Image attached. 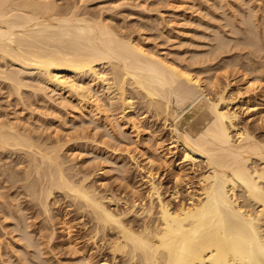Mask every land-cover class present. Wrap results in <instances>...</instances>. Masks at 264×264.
<instances>
[{
	"label": "bare ground",
	"instance_id": "obj_1",
	"mask_svg": "<svg viewBox=\"0 0 264 264\" xmlns=\"http://www.w3.org/2000/svg\"><path fill=\"white\" fill-rule=\"evenodd\" d=\"M56 1L58 0H0V79L10 82L12 88L9 89L20 95L28 85L24 82L27 78L23 79L20 73L22 70L34 72L38 84L52 89L61 96L59 99L64 98L65 93L72 94L80 104V109L87 108L90 110L89 114L94 115L107 110L106 99L110 103L115 94L113 91L118 93L123 110H133L128 85L141 96L147 105L146 110H153L155 116L164 118L163 124L169 126L171 140L163 144L160 136L151 130L154 136L151 141L158 150V153L155 151V158L145 153L142 162L130 154V159L142 171L141 178L146 184L147 198L144 200L141 195L143 199L137 197L141 201L136 200L135 196L128 200L114 194L100 193L93 185L86 183L89 178L87 174L75 179L77 174L73 177L72 173H68L66 161L61 156L64 150L62 143L56 142L49 146L46 144L48 140L41 143L35 138L36 141L30 133L23 132L12 121L0 120V148L12 152L21 150L29 157L28 162L24 161L28 167H25L26 173L23 172V175H26L23 177L28 179L32 173L33 177L26 180L27 183L23 186L36 197L38 204L42 206V214H49L47 211L49 212L48 206L51 204L48 205V199L50 196L53 199L54 189L64 192V196L73 199L70 202L75 201L72 204H75V208L78 206L79 212L83 211L89 216L94 232L92 238L99 232L102 233H99L103 238L101 242L104 240L103 244H106L104 246L114 262L118 259L116 257L121 256L126 264H264V139L240 122L238 111L233 108L237 106L236 102L224 93L226 87L218 90L216 85L219 83L216 84L217 80H213L216 78L213 75L211 79L206 77L210 76L207 72L209 66L205 65L206 70L201 67L202 63H206L205 60L196 59L195 54L190 55V62L195 59L194 62L202 68L200 70L196 68L197 64L193 63V67L187 60L184 64L183 60L155 53L133 35L119 33L106 17L80 14L77 11L80 7L77 5L73 8H68V5L63 9ZM262 7L259 10L261 12L262 9L264 11V2ZM244 16L247 18V15ZM253 30H248L250 35L254 34ZM256 30L258 29L254 32ZM256 35L254 37L257 39ZM249 39L251 40V36ZM219 42L215 46L224 43ZM252 42L257 45L259 41L255 42L252 38ZM252 42L250 43L253 45ZM258 45H261L260 42ZM216 49L215 47L214 50ZM209 60L207 59V63ZM251 62L249 73H257L252 72V76H247L249 73L246 67L247 71L243 70L244 81L237 86L239 91L244 86L257 88L264 81V70L262 74L258 71L261 66L258 64L264 65V61L257 64ZM13 64L21 66L19 73V68L16 71L7 68V65ZM106 64L109 65L111 80L104 72L106 69H103ZM212 65L213 63L211 67ZM263 67L261 68L264 69ZM98 80L104 82L102 86L107 96L105 93V96L99 94ZM37 87L36 85L31 89L37 90ZM214 87L217 90L211 91L212 94L215 93L209 96L212 94L208 93L210 91L207 88L213 90ZM40 88L37 92L42 91ZM261 93L257 103L259 107L255 109L256 107H252L255 104L247 103L246 109L254 108V113H259L260 120L264 123V90ZM117 115L113 114L119 126L127 122L129 129L135 134L136 143H139L140 131L136 117L131 120L124 118V115ZM172 148L181 151L180 163L170 160ZM157 160H162L166 168L172 170L175 188L169 192L167 190L170 197L164 195L160 180L156 178L153 165ZM199 165L201 170L193 174L196 180H191L190 173H194V167ZM194 181L196 187L192 185L194 188L190 190V184ZM182 185H185L187 196L177 201L175 199ZM137 187L131 184V192L135 193ZM171 198L177 202L176 205L172 204L174 200L171 201ZM118 202L125 207L114 211L115 208L112 209L109 204ZM130 215L141 217L139 227L133 224L137 226L134 227L127 220L128 216V219L131 218ZM81 216L83 218L84 215ZM20 219L17 229L23 237L28 238L29 230L25 225L24 229V223L21 224ZM67 227L62 229L67 232Z\"/></svg>",
	"mask_w": 264,
	"mask_h": 264
},
{
	"label": "rangeland",
	"instance_id": "obj_2",
	"mask_svg": "<svg viewBox=\"0 0 264 264\" xmlns=\"http://www.w3.org/2000/svg\"><path fill=\"white\" fill-rule=\"evenodd\" d=\"M56 2L63 9L67 8L68 5V8H73V6L77 5L78 8L80 7L77 11L83 15L87 14L94 17L99 15L106 17L105 19L114 26L119 33L129 36L133 35L155 53L165 54V56L167 55V57L176 60H183L184 64L187 60L191 65H193V63L194 65L197 64L194 62L195 59L190 62L192 59H190V57L194 54V56L197 57L196 59L205 60L204 62L206 63H202L204 67H201L206 70V66H209L208 68L211 72L210 73L207 69L210 76L207 74L208 76L206 77H210V79L212 77L216 78L213 80H217L215 81L216 84L219 83L216 85L218 86L217 89L219 88L218 90L221 88L223 89V86L226 87L224 93L227 97H232L233 101L236 102L237 106H233V108H236L238 111L239 117L241 118L240 122L248 126L249 129H253L254 131H252L256 136L260 135L258 137L264 139L263 120H260L261 115L259 116V113H254V108L256 107L255 109H257L259 107L257 103L260 101L261 92L264 90V81L260 83L261 86L259 85L257 88L254 87V89L244 86V88L242 87L239 91L237 87L244 81L243 70L247 71L248 69L249 73L251 61L256 62V64L263 63L264 61V39H262L264 38L262 36L264 34V32L262 33L264 30V11L263 9L262 12L259 11L263 8V0H58ZM260 5L261 7H258ZM250 14H252V16ZM253 14L256 16L254 17ZM244 15H247V18H245ZM244 19H247L245 22L246 24L244 23ZM248 20L250 22H248ZM249 27L254 30L258 29L256 30L257 32L255 31L257 35L254 30L252 31L254 34L250 35L251 32H248V30L251 31V29ZM234 28L236 30H234ZM261 28H263L262 31ZM258 31L261 32L258 33ZM255 35L257 39L254 37ZM250 36L251 40L249 39ZM217 37H220L219 39L222 41ZM224 37L226 38L224 39ZM252 38H254L255 42L258 40L261 45H258L259 42H257V46L256 43L252 42ZM218 42H224L225 45L222 43L220 46H215ZM250 42H252L253 45ZM215 47L217 48L216 50H214ZM255 47H259L262 50L258 48L257 51ZM207 49L210 51L213 50L210 52L209 50L206 51ZM249 58L254 59L250 61ZM207 59H210L209 63H207ZM256 59L260 61L258 62ZM226 61L228 63H226ZM246 62L249 63L245 65ZM0 63L2 64V62ZM212 63L213 65L211 67ZM231 63L235 64L232 65ZM239 63L241 66L238 65ZM194 65L193 67L196 66L197 69L201 68L199 64H197L198 67ZM258 65H261L258 71L262 74L264 69L261 67L264 65ZM9 67L13 71L19 68L17 70L18 73L21 70L19 64H13L12 66L7 65L8 69ZM105 67L103 68L106 69L104 72L107 73V77L111 80L112 76L108 71L109 65L106 64ZM252 72L254 74L257 73V71H251V74L247 72L244 73H247V76L250 77L252 76ZM20 74H22L20 75L21 77H24L23 79L27 78L24 80L26 84L32 87H36L37 85L39 88L41 86L42 91L37 92V90H39L38 87L37 90L36 88H33V90L31 89L32 87L26 85L27 87L22 90L24 92L21 91L19 95L11 91L12 89H9L12 88L10 82L0 79V120L12 121L17 124L23 132L26 131L30 133L29 135H32L31 137H34V140L38 139L41 143H46L44 141L48 140L46 144L49 146L56 142L62 143L64 150L61 152V156L66 161V171L72 173L73 177L77 174V176L75 175L74 177L75 179L87 174L89 178L86 183L88 185H93L100 193L106 195L114 194L117 197L126 198L128 200L134 196L136 200L139 201L143 198L144 200L147 198L145 196V191L147 190L145 188L146 184L143 178H141L142 171L136 167L135 163L130 159V154L134 155L137 159L139 158L138 160L142 162L146 154L155 158L158 150L154 147L155 145L153 146L154 142L152 141L154 138L152 137L154 136L152 131L154 130L155 134L160 136L163 144H167V142L171 140V134L169 132V126L163 124L164 118L162 116H159V118L154 115L152 112L153 110H146L148 109L147 105L143 102L141 96L136 93V90L131 89V87L127 85L131 101L133 102V110H129V108L123 110V106L120 104L121 101H119L118 98V93L113 91L115 93L113 94L111 92V95L113 94V99L110 103L107 99V103L105 102L107 110L96 114V116L92 113L89 114L90 110L88 109V111L87 108L80 109V104H78L75 96H71L72 94H69V96L65 93L64 95L66 98L59 99V97H61L58 96L59 94L50 88L47 89L44 84H38L39 81L35 80L36 77L34 72H23L22 70ZM202 75L204 76L205 74ZM103 77L105 80V76ZM102 82L100 80L97 81V89L101 96H105L103 94L105 93V89H103ZM214 88L213 90L207 88V91H210L208 93L212 94L211 91L217 90L216 87ZM214 93L215 92L209 96H213ZM105 94L106 96L108 95L107 92ZM247 103L250 105L255 104L252 106L254 108L250 107L246 109ZM113 114L124 115V118L131 120L135 119L134 116L136 117L137 123L139 124L138 131L140 132H138V136L140 144L136 143L135 134L131 132L127 122L119 126ZM92 115H94V117ZM109 120L111 126L110 123H108ZM139 120L142 123L139 122ZM145 138L149 140L148 142H151L152 145L144 141L146 140ZM178 150L177 148H172L169 153V158L172 162L180 163L182 161L180 157L181 151ZM10 151L9 149L4 150L0 148V264H126L121 256L116 257L118 259H116L117 261L115 260V262L111 259V254L107 247L104 246L106 244H103L104 240L101 242L103 239L102 235H100L102 234L101 232H99L100 234L98 233L99 237L95 235L96 237L94 238L93 236L92 238L94 232L92 223H89V216L83 211L79 212L78 206L75 208V204H72L75 203V201L72 202V198L64 196V192L54 189L52 194L54 196L53 199L52 196L49 197L50 200L48 199V205L51 204L48 206L50 209L47 213L49 214H45L46 212H44L45 215H43L42 206L38 204L36 197L31 194L29 189L23 186L27 183L26 180L33 177V173L28 179L23 177L26 175H23V172L26 173L25 167H28L26 164L29 157H26L25 152H21V150H18V152L17 150L13 152ZM186 168L188 169V167ZM153 169L156 172L157 180H160L162 192L164 195L166 194L165 196L170 197L168 192L175 188L172 181V170L166 168L162 160H157L153 165ZM194 170V173H190L191 180H196L193 174H196V172L198 173V171L201 170V166H195ZM16 178L18 179L15 180ZM19 180L24 183L19 182ZM15 183L17 185H15ZM19 183H21L22 186ZM194 183L195 181L193 183L191 182L190 190L196 187V183ZM131 184L138 186L135 189V193L131 192ZM192 185H194V187H192ZM26 190L29 192L28 194ZM178 192V198L176 197L175 200L179 201L186 198L187 191L185 190V185L180 186ZM137 197H141V199ZM33 198L34 201L32 202ZM71 199L72 201L70 202ZM172 199L174 200V198H171V201ZM175 200L174 202L172 201L173 205L177 204ZM109 206L112 209L115 208L114 211H118L125 207L120 202L113 205L109 204ZM60 213H62V215ZM81 215H84L83 218ZM11 216H15V218ZM133 216L134 215H130V219H128V216L127 220L131 221L132 225L135 224L139 227L142 222L141 217ZM19 219L20 223H24L23 226L25 225L26 229L29 230V232L25 230L27 231L28 238L23 237L22 234L19 233V229H17V222ZM28 223L29 225H26ZM60 223L65 227L68 226L66 228L67 232L64 231L65 227ZM135 225L133 226L137 227ZM62 230L64 231L63 233ZM65 235L67 236L65 237ZM109 235L110 233L107 237ZM33 236L34 238H31ZM48 237H52V239ZM68 237L69 239H67ZM91 239H93L94 242ZM72 240L74 241L70 242ZM31 243H33V246ZM85 258H88V260ZM119 260H121V262Z\"/></svg>",
	"mask_w": 264,
	"mask_h": 264
}]
</instances>
